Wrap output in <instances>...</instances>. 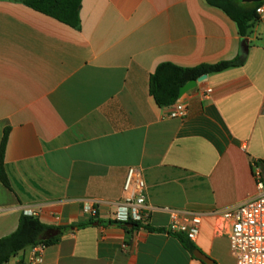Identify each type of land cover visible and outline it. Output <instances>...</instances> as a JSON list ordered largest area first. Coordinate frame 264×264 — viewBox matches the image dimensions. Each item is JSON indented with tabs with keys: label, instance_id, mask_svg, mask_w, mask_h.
Instances as JSON below:
<instances>
[{
	"label": "crops",
	"instance_id": "0c3cea01",
	"mask_svg": "<svg viewBox=\"0 0 264 264\" xmlns=\"http://www.w3.org/2000/svg\"><path fill=\"white\" fill-rule=\"evenodd\" d=\"M80 20L75 29L0 0V145L8 130L11 183L0 181V239L35 210L60 230L43 264H207L195 250L236 264L220 213L256 194L255 166L264 173V12L246 37L206 0H82ZM236 59L179 98L183 119L151 95L162 63ZM130 167L143 173L149 229L110 220ZM88 202L97 219L84 213ZM166 209L202 217L192 252L167 232Z\"/></svg>",
	"mask_w": 264,
	"mask_h": 264
},
{
	"label": "built area",
	"instance_id": "2783aa9c",
	"mask_svg": "<svg viewBox=\"0 0 264 264\" xmlns=\"http://www.w3.org/2000/svg\"><path fill=\"white\" fill-rule=\"evenodd\" d=\"M264 7L257 9L262 14ZM212 93L208 88L203 96ZM188 110L181 99L177 100L170 111L171 118L183 119ZM256 194L237 205L220 213V230L229 236L231 251L236 264H264V173L255 166ZM152 209L147 205L146 184L141 169L130 167L127 170L123 186L122 200L116 204L110 220L117 224L137 223L139 227L148 229L151 223ZM83 211L92 219L99 217V206L93 202L84 204ZM170 213L168 231L171 234H182L190 242H196L202 224V217L185 211L166 209ZM29 216H38L37 211L29 210ZM47 245L37 243L30 246V255L25 264H43Z\"/></svg>",
	"mask_w": 264,
	"mask_h": 264
},
{
	"label": "trees",
	"instance_id": "16d2710c",
	"mask_svg": "<svg viewBox=\"0 0 264 264\" xmlns=\"http://www.w3.org/2000/svg\"><path fill=\"white\" fill-rule=\"evenodd\" d=\"M29 8L56 19L72 28L79 29L81 25L80 8L82 0H21ZM206 2L222 9L237 24L239 34L246 37L250 23L257 18V9L263 2L245 3L243 0H206ZM242 59L223 61L216 64H202L196 67H181L172 63H162L157 66L150 79V92L156 104L160 107L172 106L180 98V88L191 80H197L203 75H213L242 65ZM8 130H5L0 145V181L8 188L11 183L5 170L4 154L7 144ZM133 224L139 227L137 223ZM149 229V228H148ZM49 227L38 218L22 214L14 233L0 239V264H6L12 256L27 247L37 243L49 246L58 241V237L44 240ZM168 233H170L167 230ZM188 250L194 247L182 234H175Z\"/></svg>",
	"mask_w": 264,
	"mask_h": 264
},
{
	"label": "water",
	"instance_id": "95a60500",
	"mask_svg": "<svg viewBox=\"0 0 264 264\" xmlns=\"http://www.w3.org/2000/svg\"><path fill=\"white\" fill-rule=\"evenodd\" d=\"M264 0H243V2L245 3H259V2H263ZM246 44L243 43V45ZM208 77V75H203L201 77H199L197 80H191L189 81L187 84H185L184 86H182L180 88V97L183 96L184 94L188 93L189 91H191L192 89H195L198 86V83L202 82L203 80H205ZM128 227H133V224H128ZM60 234V230L58 229H49L45 236H44V240L47 239H51L54 238L56 236H58ZM194 256L200 260H202L203 262L207 263V264H212L213 261L208 258L206 255H204L200 250H195L194 251Z\"/></svg>",
	"mask_w": 264,
	"mask_h": 264
}]
</instances>
